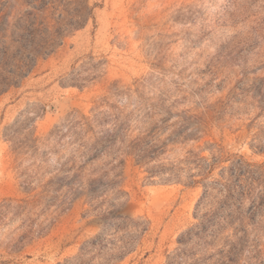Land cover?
<instances>
[{
	"label": "rangeland",
	"instance_id": "obj_1",
	"mask_svg": "<svg viewBox=\"0 0 264 264\" xmlns=\"http://www.w3.org/2000/svg\"><path fill=\"white\" fill-rule=\"evenodd\" d=\"M33 23L66 31L0 94V264H222L179 238L204 185L264 172V0H0L9 53Z\"/></svg>",
	"mask_w": 264,
	"mask_h": 264
},
{
	"label": "trees",
	"instance_id": "obj_2",
	"mask_svg": "<svg viewBox=\"0 0 264 264\" xmlns=\"http://www.w3.org/2000/svg\"><path fill=\"white\" fill-rule=\"evenodd\" d=\"M86 7L87 2L81 8ZM91 11L89 8L85 14L70 16L65 23L66 30L81 28ZM28 27L25 29L28 36L20 35L12 41L17 46L11 53L10 46L0 43V68L3 69V74L0 73V94L17 85L18 80L30 72L37 58L48 55L66 31L62 28L48 31V28L35 23ZM4 38L2 36L0 39ZM261 167L239 160L229 168L228 179L222 175L220 181L212 182L210 186L204 185L196 210H199L202 202L205 204V201L208 203L211 200L210 204L204 213L197 216L199 223L185 231L179 243L187 247L193 239L209 238L215 242L220 237L222 243L218 254L225 260L222 264H237V257L248 242V225L256 229L264 211V172L259 170ZM257 241L255 236L249 247L256 250ZM181 254L180 260L184 257L194 259L190 252ZM256 264H264V259Z\"/></svg>",
	"mask_w": 264,
	"mask_h": 264
}]
</instances>
